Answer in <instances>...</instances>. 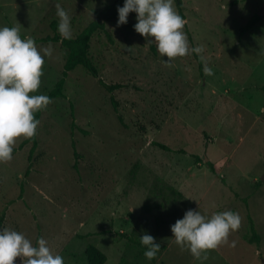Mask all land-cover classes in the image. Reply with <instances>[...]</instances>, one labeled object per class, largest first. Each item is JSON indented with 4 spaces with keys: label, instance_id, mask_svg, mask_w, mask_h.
<instances>
[{
    "label": "rangeland",
    "instance_id": "374dc122",
    "mask_svg": "<svg viewBox=\"0 0 264 264\" xmlns=\"http://www.w3.org/2000/svg\"><path fill=\"white\" fill-rule=\"evenodd\" d=\"M114 1L0 0V26H19L22 38L51 36L56 4L69 12L72 36L104 21L111 41L96 33L89 55L105 83L125 86L112 93L121 125L96 79L81 67L68 73L64 97L42 110L30 166L31 143L0 162L1 229L34 244L45 238L69 264H86L89 244L104 264H264V0H182L190 47L203 46L201 70L191 54L166 64L154 38L134 30L135 12L126 25L108 20ZM35 43L54 49L30 93L46 95L66 50ZM190 208L241 217L229 244L207 250L205 260L172 237L170 226ZM144 232L161 244L152 260L143 254Z\"/></svg>",
    "mask_w": 264,
    "mask_h": 264
},
{
    "label": "clouds",
    "instance_id": "9594fccd",
    "mask_svg": "<svg viewBox=\"0 0 264 264\" xmlns=\"http://www.w3.org/2000/svg\"><path fill=\"white\" fill-rule=\"evenodd\" d=\"M117 12V26L128 22L130 12L136 13L134 30L154 38L149 42L154 40L161 57L169 58L164 61L166 64L175 57L203 52L201 45L190 47L183 30L187 21L175 9L174 0H124ZM56 16L59 17L58 32L63 38L71 39L69 12L56 4ZM53 51L51 45L38 48L31 36L22 38L19 26H0V162L12 159L17 138H31L36 134L40 121L35 113L51 103L48 95L30 93L39 89L45 57H52ZM200 58L203 60L202 56ZM204 72L212 74L206 63ZM240 225L241 217L236 211L206 215L190 208L170 228L182 250L186 248L194 258L205 260L207 250L229 244V234ZM139 240L145 246V258L154 259L161 244L147 232L140 235ZM16 257L21 258V264H65L64 257L54 254L45 238L38 237L34 244L21 232L0 229V264H15Z\"/></svg>",
    "mask_w": 264,
    "mask_h": 264
},
{
    "label": "trees",
    "instance_id": "16d2710c",
    "mask_svg": "<svg viewBox=\"0 0 264 264\" xmlns=\"http://www.w3.org/2000/svg\"><path fill=\"white\" fill-rule=\"evenodd\" d=\"M124 0H115L112 4L108 5L106 7L107 13V19L108 20H118V12L117 7L123 6ZM175 7L178 11V13L184 18L182 13V0H174ZM262 11L264 12V7L262 6ZM127 24V23H126ZM125 24V25H126ZM50 29L52 31L51 36H46L44 38L36 39L35 42L37 43H59L61 47H63L66 50V57L63 63L62 71H61V77L56 81L53 88L46 94L49 97H51V100L57 99V98H63V86L65 83V79L69 72L73 71L76 67H81L86 71L88 75H90L93 79H96L97 84L105 91L107 92L109 96V100L112 104L113 111L115 114H117V120L121 125L123 124L122 117L118 114L117 110V104L114 101L112 93L115 90L121 89L125 87L122 84H111V83H105L100 77L98 73V69L93 64L90 55V40L98 32H102L109 41H111V37L109 32L105 29V23L104 21L100 19H94L91 22H89L82 30H80L76 35L72 36L71 39H65L58 33V26L55 21L51 22ZM190 39V38H189ZM195 63L198 65L199 70H201V60L197 56L196 53L191 54ZM43 110V109H42ZM42 110L37 111L35 113V118L40 119V116L42 114ZM71 127L74 128V122H71ZM31 143V148L28 155V162L30 166V161L32 158V155L35 151L37 142H36V134L31 137L27 138L24 141H22L19 146L16 149H13V153L16 150L21 149L25 144ZM155 146H157L160 150L163 151H171L167 146L160 144L158 142H153ZM73 155L76 156L75 152V145L74 142L71 143ZM194 159L199 161L198 157L194 156ZM206 165L209 167V169L214 173L215 167L210 162H206ZM28 169L25 173H27ZM4 215L1 214L0 216V229L2 225ZM84 257H85V263L86 264H104L107 260V257L105 254L100 251L97 247L94 245H87L84 249ZM65 261V260H64ZM17 262V257L15 258V264ZM65 264H69L67 261H65Z\"/></svg>",
    "mask_w": 264,
    "mask_h": 264
}]
</instances>
